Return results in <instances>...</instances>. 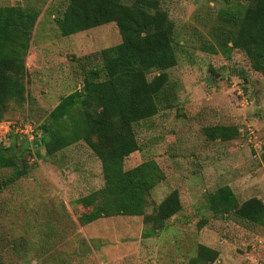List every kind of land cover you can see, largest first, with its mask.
<instances>
[{
  "label": "rangeland",
  "instance_id": "rangeland-1",
  "mask_svg": "<svg viewBox=\"0 0 264 264\" xmlns=\"http://www.w3.org/2000/svg\"><path fill=\"white\" fill-rule=\"evenodd\" d=\"M64 3L0 0L38 10L24 56L27 96L0 108V146L15 135V169H24L13 176L14 167H0V264H191L197 244L217 251L209 264H261L264 221L255 224L232 211L214 215L206 204L221 185L238 205L264 204V76L228 39L240 14L230 15L246 0H159L175 63L148 72L150 78L165 71L167 80L153 95L156 113L132 124L139 149L123 158V168L152 158L164 174L148 192L145 215L177 191L179 210L151 235L144 215L81 223L92 206L76 199L102 186L99 160L82 140L53 153L33 142L59 97L99 66L97 51L120 40L113 22L60 36L54 21ZM28 122L33 132L22 136ZM213 125L234 127L235 136L209 137Z\"/></svg>",
  "mask_w": 264,
  "mask_h": 264
},
{
  "label": "trees",
  "instance_id": "trees-1",
  "mask_svg": "<svg viewBox=\"0 0 264 264\" xmlns=\"http://www.w3.org/2000/svg\"><path fill=\"white\" fill-rule=\"evenodd\" d=\"M62 1L64 7L54 21L60 36L113 22L120 40L97 51L99 66L82 75L78 89L59 97L38 126L40 135L36 140L46 153L82 140L99 160L102 186L76 199L84 206H92L79 218L81 223L116 214L144 215L143 221L152 223L146 232L151 235L164 219L179 210L177 191H169L154 211L145 215L148 192L164 174L152 158L129 168H123V158L139 149L132 124L156 113L153 95L167 80L165 71L150 78L148 72L175 63L166 13L159 0ZM238 14L234 35L228 37L230 46L240 49L250 68L264 76V0H246L241 12L233 11L230 18ZM37 15L38 10L30 5H0V108L6 100H23V62ZM207 132L209 137L227 140L235 136L236 130L213 125ZM7 136L11 144L0 146V167H14L13 176H17L24 169H15L19 156L13 145L16 136ZM206 204L214 215L232 211L255 224L264 221L262 202L238 205L227 185L210 192ZM216 257L215 249L197 244L189 260L191 264H209Z\"/></svg>",
  "mask_w": 264,
  "mask_h": 264
},
{
  "label": "crops",
  "instance_id": "crops-1",
  "mask_svg": "<svg viewBox=\"0 0 264 264\" xmlns=\"http://www.w3.org/2000/svg\"><path fill=\"white\" fill-rule=\"evenodd\" d=\"M30 35H31V33H30ZM30 38H29V44H28V48H30ZM28 48H27V53H28ZM33 51H34V55H35V53H36V51L38 50H36V49H32ZM29 53H30V49H29ZM28 56H29V54H27ZM26 55V58H25V61H24V64H25V75H24V77L25 78H27V75H26V73H27V56ZM25 80V79H24ZM27 81H25V83H24V88H25V96H27V83H26ZM58 101V100H57ZM100 258H102L101 257V254L99 253V257H97V261H99V262H102V259L100 260Z\"/></svg>",
  "mask_w": 264,
  "mask_h": 264
},
{
  "label": "built area",
  "instance_id": "built-area-1",
  "mask_svg": "<svg viewBox=\"0 0 264 264\" xmlns=\"http://www.w3.org/2000/svg\"><path fill=\"white\" fill-rule=\"evenodd\" d=\"M18 128H20L19 127V125L17 126ZM26 128H24V129H26V132H21V131H19L18 133H20V134H22V136H27V134L28 135H30L31 136V134H32V132H33V129H32V124H30L29 122L27 123V125L25 126ZM18 135V134H17ZM32 138V137H31ZM28 140H30V139H28ZM27 142H29V141H27Z\"/></svg>",
  "mask_w": 264,
  "mask_h": 264
},
{
  "label": "water",
  "instance_id": "water-1",
  "mask_svg": "<svg viewBox=\"0 0 264 264\" xmlns=\"http://www.w3.org/2000/svg\"><path fill=\"white\" fill-rule=\"evenodd\" d=\"M34 143H35V144H39V142H38V141H36V140L34 141Z\"/></svg>",
  "mask_w": 264,
  "mask_h": 264
}]
</instances>
